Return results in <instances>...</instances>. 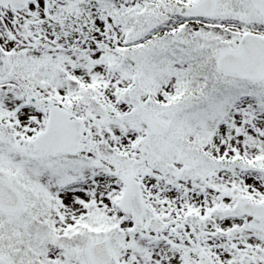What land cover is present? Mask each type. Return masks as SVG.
<instances>
[{
  "label": "snow or ice",
  "instance_id": "obj_1",
  "mask_svg": "<svg viewBox=\"0 0 264 264\" xmlns=\"http://www.w3.org/2000/svg\"><path fill=\"white\" fill-rule=\"evenodd\" d=\"M0 264H264V0H0Z\"/></svg>",
  "mask_w": 264,
  "mask_h": 264
}]
</instances>
